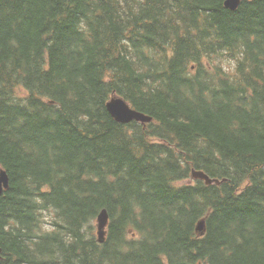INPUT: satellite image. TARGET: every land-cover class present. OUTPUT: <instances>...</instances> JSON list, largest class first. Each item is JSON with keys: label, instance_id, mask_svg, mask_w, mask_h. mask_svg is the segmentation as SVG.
<instances>
[{"label": "trees", "instance_id": "trees-1", "mask_svg": "<svg viewBox=\"0 0 264 264\" xmlns=\"http://www.w3.org/2000/svg\"><path fill=\"white\" fill-rule=\"evenodd\" d=\"M225 1L0 0V264H264V0Z\"/></svg>", "mask_w": 264, "mask_h": 264}, {"label": "water", "instance_id": "water-1", "mask_svg": "<svg viewBox=\"0 0 264 264\" xmlns=\"http://www.w3.org/2000/svg\"><path fill=\"white\" fill-rule=\"evenodd\" d=\"M242 0H226L224 2V7L228 10L235 11L241 5ZM107 110L110 115L116 120V122L121 124H130L132 122H139L142 124H148L153 121V118L147 116L143 113L138 112L133 109L123 98L113 95L111 100L107 103ZM192 179L197 181L201 180L206 183V185H217L220 186L222 183L226 182L225 179L219 180L211 178L204 172L193 171ZM10 187V177L4 169H0V198L3 196L4 192ZM110 224V215L106 209H103L97 216V231H98V241L103 244L106 240L107 229ZM205 220L199 222L197 226V231L200 235L205 234ZM2 249L0 248V262L2 261Z\"/></svg>", "mask_w": 264, "mask_h": 264}, {"label": "rangeland", "instance_id": "rangeland-1", "mask_svg": "<svg viewBox=\"0 0 264 264\" xmlns=\"http://www.w3.org/2000/svg\"><path fill=\"white\" fill-rule=\"evenodd\" d=\"M46 220H50L49 217L46 218ZM97 219L94 220L92 223H91V229H90V234H94L96 238H98V231H97ZM44 229L45 230H49L50 229V226L49 225H44Z\"/></svg>", "mask_w": 264, "mask_h": 264}, {"label": "bare ground", "instance_id": "bare-ground-1", "mask_svg": "<svg viewBox=\"0 0 264 264\" xmlns=\"http://www.w3.org/2000/svg\"><path fill=\"white\" fill-rule=\"evenodd\" d=\"M6 32V31H5Z\"/></svg>", "mask_w": 264, "mask_h": 264}]
</instances>
